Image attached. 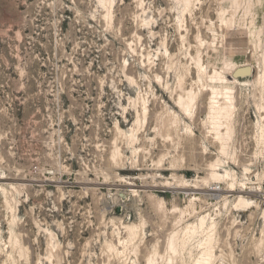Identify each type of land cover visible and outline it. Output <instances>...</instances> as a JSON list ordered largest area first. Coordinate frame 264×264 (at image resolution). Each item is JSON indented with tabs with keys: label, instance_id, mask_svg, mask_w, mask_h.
<instances>
[{
	"label": "rangeland",
	"instance_id": "374dc122",
	"mask_svg": "<svg viewBox=\"0 0 264 264\" xmlns=\"http://www.w3.org/2000/svg\"><path fill=\"white\" fill-rule=\"evenodd\" d=\"M184 4L0 0V264H151L155 249L154 264H194L200 237L171 261L168 246L201 219L216 223L215 264H264V177L250 190L264 173V0ZM199 58L235 89L224 153ZM182 88L197 96L188 114ZM217 161L247 188L212 181ZM238 195L258 207L236 211ZM129 223L145 224L124 249Z\"/></svg>",
	"mask_w": 264,
	"mask_h": 264
},
{
	"label": "bare ground",
	"instance_id": "6f19581e",
	"mask_svg": "<svg viewBox=\"0 0 264 264\" xmlns=\"http://www.w3.org/2000/svg\"><path fill=\"white\" fill-rule=\"evenodd\" d=\"M190 1L184 0V2L186 3V5L184 4L186 6V8H188V7L190 8V6H189ZM190 5H191V3H190ZM222 19H224V15L222 16ZM248 24L250 25L251 23L249 22ZM262 59L264 60V57ZM227 66H230L231 72H234V70H236L237 68L240 67V66L236 67L235 65L232 66L231 63L230 64L227 63ZM197 69L199 71V78H203V77L207 76L206 70L204 68V65L201 63L200 58L197 61ZM223 70H225V69L223 68ZM221 73H225V72H220V71L218 72L217 70H215L214 73L212 72V75L207 76V79H208L207 81L210 83L208 89H209L210 95H211V97L209 98L210 102H209L208 109H207V115H208V122L211 125V130L214 132V135H215V139H216L215 141L219 144V146H220L219 149H220L221 153H224L226 151V149L228 148L229 142H230L231 137H232V123H231V121L233 118V111L235 109V106L233 103L234 99H235V97H234L235 91L233 92V90H235V89H231V83L228 80H226V78ZM205 81H206V79H205ZM255 82L257 83V85L258 84L262 85L264 88V66L262 69H260V74H259V76ZM181 90L182 91H181L180 95L178 94L176 105L178 108L181 109V111L184 114H188L189 111L195 105V101L197 99V96L193 90H188L187 88L186 89L182 88ZM139 121L140 120L138 119L136 123L138 124ZM262 128H264V127H262ZM165 129H166V127H165ZM263 140H264V130H262L261 134L259 135L258 142L260 144H264ZM254 160H255V158H254ZM210 167L212 169V175H211L212 181L219 182V183L225 182V181L228 182L232 187V189L230 190L232 192H237V190H238L237 187L247 188V183H243V180L239 181V179L235 175V173L232 171V174H231V171L228 168H225L223 165H221V163L219 161H217L216 163H212ZM256 167H257V165H256ZM254 173H255V171H252L251 167H249V166L243 167V174H244V177L246 180H250L249 176L254 174ZM255 176L259 177V182H258V184H256L259 186L252 187V188L250 187V190L253 192H262L261 183H262V179L264 177V173L263 174L257 173V174H255ZM183 187H184L183 189H187V187H189V186H183ZM242 190L245 191V189H241V190H239V192H243ZM159 205H160L159 207L161 209H163L164 202L160 200ZM253 207H258V204L254 200L245 198L244 195H238L237 200L233 205V209H235L236 211H243L244 208L250 209ZM262 212H263L262 214L264 215V207L262 209ZM144 224L145 223H141V224L129 223V224H127L124 227L126 230V236L127 237L125 239L121 238L119 240V245L123 246L124 249H126L129 246H135L134 242L138 239V237L140 235L139 233L142 230ZM215 225H216L215 222L208 225V223L205 219H201L200 222L188 224L185 227L181 238H179L177 233H176L171 238L169 246H168V254H169L168 259H169V261L174 259L173 255H177L179 252L189 249L190 244H191L192 240L195 239V237H200L199 238L200 239L199 246L201 247V254L196 259L194 264H215V261H216L215 260V258H216V255H215L216 227H215ZM12 245H14V244H12ZM113 246H110V248L115 250V248ZM122 253H124V252H122ZM152 255H153L152 258H149V260H148L149 263H151V264H154L156 262L154 259L156 256H162L158 249H155L153 251ZM162 258H164V257L162 256Z\"/></svg>",
	"mask_w": 264,
	"mask_h": 264
}]
</instances>
